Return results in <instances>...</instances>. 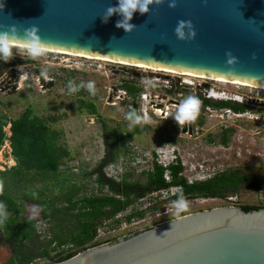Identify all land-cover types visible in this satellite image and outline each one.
I'll return each mask as SVG.
<instances>
[{
	"label": "water",
	"instance_id": "1",
	"mask_svg": "<svg viewBox=\"0 0 264 264\" xmlns=\"http://www.w3.org/2000/svg\"><path fill=\"white\" fill-rule=\"evenodd\" d=\"M0 2V29L35 26L45 47L264 85V0H162L134 13L131 32L116 26L119 14L103 20L118 0ZM180 20L192 22L194 38L177 37ZM192 124L185 122L183 132ZM51 264H264V207L199 210Z\"/></svg>",
	"mask_w": 264,
	"mask_h": 264
},
{
	"label": "rangeland",
	"instance_id": "2",
	"mask_svg": "<svg viewBox=\"0 0 264 264\" xmlns=\"http://www.w3.org/2000/svg\"><path fill=\"white\" fill-rule=\"evenodd\" d=\"M13 51L18 53L20 57L18 60L29 61H17L13 66L0 62V116H3L7 122L5 127L7 135L11 134V120L31 108L34 114L41 117L58 118L52 125L64 133L63 140L68 143L72 152V157L63 162L60 171L54 176L43 178L39 175L30 181L23 177L19 181L8 182L7 187L18 197V201L23 200L26 186L30 194L44 189L50 198L59 197L57 201L60 206H65L67 203L64 195L59 196L60 189L63 187L65 190L70 189L73 184L80 187L77 197L108 193L107 187L100 189L95 175L85 177L84 172L93 169L102 160L106 150V138L110 143L120 142L123 134L132 132L133 135L125 138V145L118 158L127 157V153L132 151L131 146L135 143L144 149L153 150L165 143L174 142L182 148L183 153L189 155L190 160L188 159L184 166L187 175L200 174L198 177L207 179L217 172L235 169L250 175H264V89L261 90L262 88L181 75V80L187 79L188 82L192 81L195 84H187L188 86L183 87L180 92L177 90L173 94V97L178 98L179 101L188 95H194L202 100L204 88L215 87L228 93L249 95H245L248 100L246 105L250 104L249 110L252 111L244 112L241 116H231L226 114L225 108L213 105L215 100L211 99L212 103H204L199 111L192 132H183L182 125L173 118L175 110L168 120L161 123L152 126L138 124L130 128L129 121L120 110L109 104V98L118 88L124 86L125 80H135L137 83L142 79L152 80L151 74L154 72L151 68L47 50H44L43 55L33 58L23 46H15ZM63 68H67L68 73ZM69 80L77 84L82 80L85 82L92 80L95 82L96 92L92 95L82 88L77 92L69 93ZM198 83L203 86H199ZM81 99L94 102L98 113H91L87 107L81 109ZM167 102L169 101L166 100L164 103ZM172 107L176 106L172 105ZM222 113L225 114L223 118H221ZM102 118L107 124L106 131L101 122ZM137 128L140 131L136 130ZM226 129H230L229 140L224 144L221 141ZM6 151L9 152V156L5 155ZM11 152L10 141L7 139L0 149V169L16 164ZM134 175L135 179L145 181L146 175L139 173ZM4 180L0 176V185H4ZM229 195L232 198L201 196L186 198L189 206L181 214L224 205L257 204L264 207V188L260 190L243 186L236 193ZM55 222L54 217L45 222H38L41 242L36 241L28 245L34 253L40 248L41 243L48 244L51 236L50 227ZM2 237L0 234V247H4ZM69 246L65 245L63 249L69 250ZM49 247L54 249L52 254L60 251L53 247V244ZM44 261L46 262L47 259H35L38 263Z\"/></svg>",
	"mask_w": 264,
	"mask_h": 264
},
{
	"label": "trees",
	"instance_id": "3",
	"mask_svg": "<svg viewBox=\"0 0 264 264\" xmlns=\"http://www.w3.org/2000/svg\"><path fill=\"white\" fill-rule=\"evenodd\" d=\"M18 61L29 60L19 59ZM66 69L63 68L68 73ZM124 87L132 91L137 90L132 80H125ZM204 103L210 104L212 100L206 98ZM213 105L219 108L232 107L236 111L247 110L245 103L221 100L214 101ZM85 107L89 108L91 113H98L94 102L81 99L80 108ZM57 120L56 116L36 115L31 108H28L21 116L11 120V134L8 136L5 130L7 122L3 116H0V149L8 139L17 162L10 168L0 169V176L3 180L5 179L4 185H0V203L4 205L8 213L6 221L0 224L4 246L0 247V264H30L36 258H45L48 261L44 264H51L70 258L89 246L98 245L100 242L94 239L102 217L114 215L126 209L135 199L156 189L182 185L178 193L182 191L185 198L197 196L226 198L230 196L229 193H236L243 186L264 188V175H250L240 169L217 172L207 179L189 183L184 176L180 175L184 168L180 162L169 166L172 174L171 182L165 178L167 168L158 163H155L153 171L144 173L145 181L135 179L132 172L125 174L121 181L113 180L105 174L103 167L118 157L125 145V138L133 135L132 132L123 134L120 142L110 143L106 138V150L102 160L93 169L84 172L85 177L95 175L100 189L107 187L108 193L77 197L80 187L73 184L70 189L65 190L64 187L60 189L59 196L64 195L67 202L65 206H60L57 201L59 197L50 198L44 189L30 194L26 186L23 200L18 201V197L13 195L7 187L8 182H16L23 177L30 181L39 175L43 178L54 176L60 171L63 162L72 157L68 143L63 140L64 133L52 125ZM101 122L106 131V121L102 118ZM136 130L140 131L139 128ZM224 132L221 142L226 144L229 140V130ZM177 194L173 197L174 199ZM240 206L246 211L263 208V205L257 204ZM141 214H143L142 211L133 213V215ZM53 217L56 222L50 227L51 236L48 244L41 243L40 248L34 253L28 245L36 241L41 242L38 222L48 221ZM53 243L57 246L70 245V249L68 251L63 249L52 254L54 249H51L49 245Z\"/></svg>",
	"mask_w": 264,
	"mask_h": 264
},
{
	"label": "built area",
	"instance_id": "4",
	"mask_svg": "<svg viewBox=\"0 0 264 264\" xmlns=\"http://www.w3.org/2000/svg\"><path fill=\"white\" fill-rule=\"evenodd\" d=\"M151 70L154 72L151 74L152 80L147 81L142 79L139 83L132 80L133 84L137 87L136 91L122 86L109 98V104L113 108L119 109L125 117L130 110H136L140 115L147 114L150 118V123H145L146 126H152L166 119L168 120L170 115L173 114V110L176 111L180 103L178 98L173 97V94L176 93L177 90L180 92L183 87L195 84L194 82H188L187 79L181 80V74L175 72ZM198 85L201 87L203 86L201 83H198ZM204 89V96H202V100H200L199 111L203 108L206 98L221 101L228 98H237L241 100L244 97L243 94L228 93L226 91H220L215 87H205ZM166 100L169 102L165 104L164 102ZM172 105L176 107L174 108ZM225 112L231 116H241L243 114L242 111H236L232 107H226ZM224 115L225 114L222 113L221 118H223ZM195 120H193V122ZM131 148L132 151L127 153V157H117L105 164L103 170L109 178L121 181L128 172L144 175L146 172L153 171L155 163H158L167 168L165 178L168 182H171L172 174L169 166L180 162L184 167L187 160H190L189 155L183 153L182 148L174 142L165 143L163 146H159L153 150L144 149L141 145L136 143L133 144ZM130 150L129 148V151ZM185 170L184 167L180 175L184 176L189 183L204 179L201 176L198 177L200 174L187 175ZM181 188L182 185H171L166 188L150 191L135 199L126 209L114 215L102 217L100 223H98L94 241L105 244L144 227L175 218L172 201L175 200L173 197ZM138 211H142L143 214L133 215L134 212L136 213ZM130 215L133 216L129 218ZM64 246L65 245L57 246L53 243V247L60 251L65 248ZM44 263L45 261L43 263L35 262L34 259L30 264Z\"/></svg>",
	"mask_w": 264,
	"mask_h": 264
},
{
	"label": "clouds",
	"instance_id": "5",
	"mask_svg": "<svg viewBox=\"0 0 264 264\" xmlns=\"http://www.w3.org/2000/svg\"><path fill=\"white\" fill-rule=\"evenodd\" d=\"M162 0H118L116 5H110L103 15L104 22H107L108 18L116 13L119 14L121 19L117 21L116 26L123 28L126 32H131L136 26L131 23L134 13L139 11L141 14L147 13L150 10V5L156 3H161ZM172 6H175V0H172ZM4 7V4L0 2V9ZM187 27V37L185 28ZM177 37L180 39L194 38L196 33L192 26V22L180 20L175 28ZM21 41L28 54L35 58L43 55L44 53V42L37 35V28L35 26L25 28L23 31H18V26L7 25L3 29H0V60L8 61L13 56V48L16 46V42ZM236 58L232 56L231 52L228 53L229 65L235 62ZM42 75L44 73L42 72ZM86 89L90 94L94 95L96 92L95 82L89 80L87 82L80 81L79 84L75 83L73 80L68 81V91L69 93L77 92L79 89ZM244 95V94H243ZM247 97H243L241 100H236L233 98L223 99L222 101L232 102V103H248ZM211 100V99H210ZM200 100L194 95H188L184 97L173 114V118L181 125L185 122L193 121L197 118L199 113ZM252 111L247 108V110L242 111L247 112ZM126 119L129 121L128 127H133L135 125H142L145 123H150V118L147 114L140 115L136 110H130L126 114ZM172 206L174 209V216L176 220L181 219V213H183L188 208V201L185 198L183 192L177 194L175 200L172 201ZM8 213L4 209V205L0 203V224H3L7 219ZM173 221V220H172ZM168 232V231H166Z\"/></svg>",
	"mask_w": 264,
	"mask_h": 264
},
{
	"label": "bare ground",
	"instance_id": "6",
	"mask_svg": "<svg viewBox=\"0 0 264 264\" xmlns=\"http://www.w3.org/2000/svg\"><path fill=\"white\" fill-rule=\"evenodd\" d=\"M16 46H24L22 42H16ZM44 47V50L47 51H54V52H60V53H66V54H72V55H78V56H85L87 58H93V59H102V60H107V61H113V62H120V63H127L128 64H133L141 68H151L154 70H163V71H168V72H175L181 75H186L188 77H196V78H206V79H211L214 81H221V82H226V83H233V84H239L242 86H250L254 88H262L264 89V85L262 84H256V83H250V82H245V81H239V80H234V79H228V78H222V77H217V76H211V75H206V74H200V73H194V72H189V71H183V70H177V69H172V68H166V67H160V66H155V65H149V64H144V63H138V62H133L129 63L127 61H116L113 59H108L107 57L104 56H95L91 54H85V53H80V52H73L69 50H64V49H57V48H52V47ZM192 82V81H191ZM215 97V96H213ZM236 100H239L235 98Z\"/></svg>",
	"mask_w": 264,
	"mask_h": 264
},
{
	"label": "flooded vegetation",
	"instance_id": "7",
	"mask_svg": "<svg viewBox=\"0 0 264 264\" xmlns=\"http://www.w3.org/2000/svg\"><path fill=\"white\" fill-rule=\"evenodd\" d=\"M18 58H20V57H18V53L17 52H15V51H13V56H12V58L10 59V60H8V61H3V60H0V62H3V63H5V64H7L8 66H13L15 63H17V61H18ZM13 69H14V67H13ZM15 72V71H14ZM15 76V75H14ZM245 95H247V94H244V96ZM247 96H249V95H247ZM246 97V96H245ZM249 106H250V104H248L247 105V108H249ZM193 125H194V122H193V124H192V129H193ZM226 130H228V129H226ZM225 131V130H224ZM229 131H230V129H229ZM258 189V188H257ZM260 190H262V188H260Z\"/></svg>",
	"mask_w": 264,
	"mask_h": 264
},
{
	"label": "crops",
	"instance_id": "8",
	"mask_svg": "<svg viewBox=\"0 0 264 264\" xmlns=\"http://www.w3.org/2000/svg\"><path fill=\"white\" fill-rule=\"evenodd\" d=\"M10 151H12V147H11V145H10ZM10 154H11L13 160L15 161V163H17L16 160H15V158H14V156H13V154H12V152H11ZM15 165H16V164H15ZM13 166H14V165H13ZM10 167H12V166H10ZM10 167H9V168H10Z\"/></svg>",
	"mask_w": 264,
	"mask_h": 264
}]
</instances>
